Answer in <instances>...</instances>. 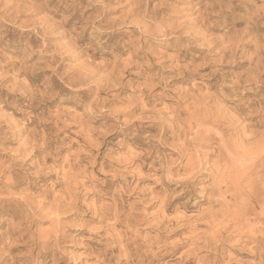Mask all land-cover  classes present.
<instances>
[{
  "label": "rangeland",
  "instance_id": "rangeland-1",
  "mask_svg": "<svg viewBox=\"0 0 264 264\" xmlns=\"http://www.w3.org/2000/svg\"><path fill=\"white\" fill-rule=\"evenodd\" d=\"M0 264H264V0H0Z\"/></svg>",
  "mask_w": 264,
  "mask_h": 264
},
{
  "label": "bare ground",
  "instance_id": "bare-ground-1",
  "mask_svg": "<svg viewBox=\"0 0 264 264\" xmlns=\"http://www.w3.org/2000/svg\"><path fill=\"white\" fill-rule=\"evenodd\" d=\"M238 167V166H237ZM9 177V176H8ZM8 181V180H7Z\"/></svg>",
  "mask_w": 264,
  "mask_h": 264
}]
</instances>
